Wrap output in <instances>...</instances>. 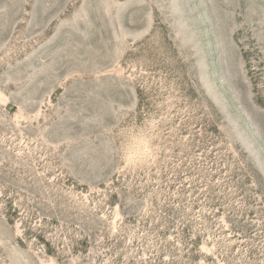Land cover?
Listing matches in <instances>:
<instances>
[{"label": "rangeland", "instance_id": "1", "mask_svg": "<svg viewBox=\"0 0 264 264\" xmlns=\"http://www.w3.org/2000/svg\"><path fill=\"white\" fill-rule=\"evenodd\" d=\"M0 264H264V0H0Z\"/></svg>", "mask_w": 264, "mask_h": 264}]
</instances>
